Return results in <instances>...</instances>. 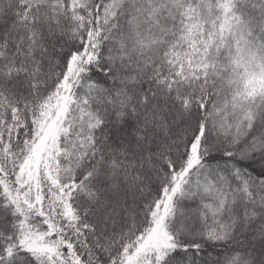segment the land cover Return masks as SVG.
<instances>
[{
	"label": "snow or ice",
	"instance_id": "6c2138e0",
	"mask_svg": "<svg viewBox=\"0 0 264 264\" xmlns=\"http://www.w3.org/2000/svg\"><path fill=\"white\" fill-rule=\"evenodd\" d=\"M0 264H264V0H0Z\"/></svg>",
	"mask_w": 264,
	"mask_h": 264
}]
</instances>
